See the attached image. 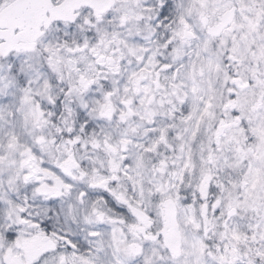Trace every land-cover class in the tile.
Returning <instances> with one entry per match:
<instances>
[{"label":"snow or ice","instance_id":"1","mask_svg":"<svg viewBox=\"0 0 264 264\" xmlns=\"http://www.w3.org/2000/svg\"><path fill=\"white\" fill-rule=\"evenodd\" d=\"M0 264H264V0H0Z\"/></svg>","mask_w":264,"mask_h":264}]
</instances>
